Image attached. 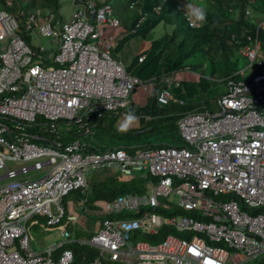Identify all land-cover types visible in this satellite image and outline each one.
<instances>
[{
  "label": "built area",
  "instance_id": "built-area-1",
  "mask_svg": "<svg viewBox=\"0 0 264 264\" xmlns=\"http://www.w3.org/2000/svg\"><path fill=\"white\" fill-rule=\"evenodd\" d=\"M20 12L0 9V264H246L264 256V16L252 33L231 35L246 64L223 78L218 111L181 113L176 125L183 145L129 152L90 150L79 137L89 132L92 118L124 113L137 88L156 85L111 55V37L104 33L120 25L112 5L88 0L67 22L52 9ZM23 33L55 40L56 51L42 58L46 48H32ZM175 80L163 76L156 93L161 106L170 103ZM60 122L74 127L66 143ZM34 126L45 127L52 139L30 132ZM102 169L125 177L140 173L144 192L103 200L105 217L96 231L77 237L67 228L76 216L63 201L84 192L87 175ZM30 171L40 175L18 177ZM29 221L60 234L33 246ZM165 226L172 231L157 242L147 239ZM76 247L89 250L79 255Z\"/></svg>",
  "mask_w": 264,
  "mask_h": 264
},
{
  "label": "trees",
  "instance_id": "trees-1",
  "mask_svg": "<svg viewBox=\"0 0 264 264\" xmlns=\"http://www.w3.org/2000/svg\"><path fill=\"white\" fill-rule=\"evenodd\" d=\"M96 4H100L99 0H95ZM132 1H136L135 5L129 7ZM258 1V2H257ZM204 0L207 5V18L206 22L199 27H190L186 18L183 15V11H174L172 1H164L161 4V11L157 14L153 10V7L158 5L161 0H126L125 9L129 12L122 17V24L127 26L129 29L135 28L136 31L131 34L140 37L143 40L150 41L149 47L143 51L145 58L139 62V54L136 55L133 62L134 70L130 67H126L127 71L137 75L143 80H153L156 85L152 89L149 101L143 107L144 109H139L135 114L150 115L152 118L150 120H145L146 125L143 128H132L127 133H119L116 129H112L110 135L106 142H99V145L92 147L90 150H105L107 148L114 147H125L129 152H133L141 147H155L162 145H183V141L179 136L177 130V116L174 117H164L167 113H174V105L179 104L178 100L169 103L168 105L161 106L158 104L156 99V93L158 91V86L161 84V79L166 74L175 76V73L182 70L187 66L186 60L191 56L202 55L209 59L211 64L212 75L217 70L216 60H221L226 64L224 69V77L233 74L239 68L237 67L240 57L236 55V47L231 39L232 34L240 37L243 32L252 33L254 31L256 22L255 18L246 15V8L250 7L256 15H264V0ZM108 2H110L108 0ZM187 2H194V0H187ZM0 7H4L9 12L15 16H22L20 11H26L38 7L40 9H58V0H12L9 6L6 0H0ZM147 13L145 19L136 27L138 19ZM254 15V14H253ZM24 16V15H23ZM162 23L163 26L169 28L170 31H165L161 36H156L154 31L155 27ZM26 42H30L29 35L22 34ZM262 40L264 41V35H262ZM242 43L246 42L242 39ZM235 52V53H234ZM235 55V56H234ZM200 64H197L198 66ZM192 68V67H191ZM223 77V78H224ZM202 79V78H201ZM203 81V80H202ZM186 84V85H185ZM202 84H200V88ZM187 86V83H180V85L174 89L178 91L179 95H186L188 101L185 105L190 109L189 103L191 102L192 96L189 95V90H185L182 94L180 88ZM196 87H193L195 90ZM114 114V113H112ZM111 114V115H112ZM158 116V117H157ZM156 117V118H155ZM110 118L95 119L90 120V124H94L97 127H103L105 133L110 129V124L104 125L105 121ZM38 121L42 118L38 117ZM142 120V118H141ZM91 126V125H90ZM150 127L146 130L145 128ZM108 128V129H107ZM140 129L142 130L141 132ZM30 132L37 134L39 136H47L52 139V135L47 132L45 127L34 126L31 127ZM109 133V132H108ZM144 135V137H143ZM72 136V135H71ZM79 137L83 140L82 136ZM143 137V138H142ZM151 138L152 140H149ZM63 143L72 140L70 138H61ZM175 139V143H174ZM35 142L44 143L42 139H34ZM111 143V145H107ZM129 145V146H128ZM113 177V176H112ZM130 181L136 180L135 177H130ZM129 178V179H130ZM116 179L115 177L109 179V182ZM130 181H120L115 186L111 185V188H99L101 185L97 184L94 190L88 195V203H92L94 200H106L111 197L122 194L128 191L131 192H144V186L139 188L130 187L127 184ZM140 182V180H137ZM260 210V209H258ZM192 214L188 212L174 211V214ZM171 228L165 226L159 231L160 234L147 238L151 242H157L159 238L163 237L165 234L169 233ZM177 235H182L174 230ZM83 248V247H82ZM82 248L76 247L77 251ZM257 259H252L255 264H263L264 259L261 261ZM251 261V260H250ZM247 262L246 264H248Z\"/></svg>",
  "mask_w": 264,
  "mask_h": 264
},
{
  "label": "rangeland",
  "instance_id": "rangeland-1",
  "mask_svg": "<svg viewBox=\"0 0 264 264\" xmlns=\"http://www.w3.org/2000/svg\"><path fill=\"white\" fill-rule=\"evenodd\" d=\"M11 1V0H10ZM257 1V0H256ZM72 0H58V5H59V10H57L58 12V17L61 18V20H66V17H69L72 14V10L73 9H69L70 5H71ZM258 2V1H257ZM190 3L187 2L186 0H179L176 3H174L173 5V9L174 10H182L184 13H186V5ZM110 4L113 7V14L116 18H118L119 20H122V17L126 14H128V10L125 9V4H126V0H110ZM2 7H0L1 9ZM250 8V7H249ZM251 9V8H250ZM123 28L121 22L118 28H113L112 30H109L107 33H113L117 39L114 42V45H118L117 49L112 51V54L114 56V58L120 59L123 64L126 67H130L131 69L134 70V66H133V62L135 60L136 55L138 54V52L144 50L142 49L143 47L147 46L146 42H142V39L138 36L132 35L130 38L131 40H127L124 42H118V39L122 38L123 34L120 32V30ZM171 27H164L162 23L158 24L154 31L156 33V36H161L165 33V31H170ZM30 36L33 40V44L35 45V47H39V45L45 46V47H54V43L49 41L51 39H49L48 37H43L40 34H35V33H30ZM133 41V44H131L130 42ZM120 43V44H118ZM56 46V45H55ZM33 48V47H32ZM55 51V49H51L50 53L52 54ZM235 53V52H234ZM236 55H238V53L236 52ZM235 56V55H234ZM216 65H217V70L214 72V74L212 75L211 73V64L208 58L202 56V55H196V56H191L190 58H188L186 60V64L187 66L184 67L182 70L178 71L176 73V77L178 79H186L188 78V76H193V78L195 79L192 82H196L195 87L198 91L197 94V98H193L191 99L192 101H196V102H200V104H202L203 106H205L206 109L212 110V111H218V106L215 102V98L216 96L219 94V92H222L223 90L226 89V84L223 82V77H224V68H226V64L221 61V60H216L215 61ZM197 64H200L198 66H196ZM245 59H242L240 57L239 63L237 65L238 68L245 66ZM192 67V68H191ZM192 78V79H193ZM204 80L207 85L201 89L199 86L200 80L201 79ZM148 87L146 89H143L142 87L136 89L132 95L130 96V102L133 103L135 106H138V104H144L147 100H148V96L150 93V89L151 86L147 85ZM184 98L187 99L188 98L186 95H183ZM62 125H66V126H70L71 128H73V124L69 123V122H65V123H61ZM60 124V125H61ZM60 127V126H59ZM104 129H102L101 127H97V126H93L91 128V132L89 134H85L82 136L83 140H91V142L93 144H98L99 142H103V140H105L109 135L105 132H103ZM105 131V130H104ZM144 137V136H143ZM142 137V138H143ZM149 140H152L151 138H148ZM38 143V142H37ZM7 153V152H5ZM6 166L10 167V168H17V164L12 162V161H5ZM5 171L4 168H0V174H3ZM104 173L107 174V177H115L116 179H114L113 181L109 182V180L106 181L105 184H102L101 187L99 188H111L113 186H115L118 182L120 181H130L131 179H128L127 177H123V175L116 170H110V169H103V170H94L92 171L88 176L87 179H92L94 180V182H98V175H104ZM30 175L31 177L40 175L39 171H30L27 174H20L18 177L24 178L27 175ZM109 175V176H108ZM113 176V177H112ZM135 179L136 180H132L130 182H128L127 184H129L130 187H136L139 188L141 185L144 186L146 180L145 179H141L137 176H141L140 173H136L135 175ZM137 180H140V182H138ZM1 182H4L1 181ZM149 191V189H148ZM72 196V194L68 195L64 200L69 199ZM169 200L174 201V203H176L177 197L175 195H170ZM84 207L82 206H75L74 207V211L80 213L81 215H85L87 218H92L95 219L94 215H89L86 212H84ZM38 219L37 216H35V220ZM96 221V219H95ZM95 223V222H93ZM41 224V222H39L38 225L35 226H31L30 225V221L27 223V226L30 227L29 229V233L32 237L31 239V243L33 246H44L45 244H49L52 243L53 241H55V239L59 236V231L54 228L52 230L46 231L44 230V228L42 226H39ZM94 227L97 228L98 224L95 223ZM257 262L258 260L261 261L262 259H264V256H259L258 258H256ZM248 264H255V261H249ZM264 264V263H263Z\"/></svg>",
  "mask_w": 264,
  "mask_h": 264
},
{
  "label": "crops",
  "instance_id": "crops-1",
  "mask_svg": "<svg viewBox=\"0 0 264 264\" xmlns=\"http://www.w3.org/2000/svg\"><path fill=\"white\" fill-rule=\"evenodd\" d=\"M87 1L88 0H76V1H74V0H72V2H71V5H70V8L69 9H73L72 10V14L69 16V17H66V20H61L62 22H66V21H68L71 17H72V15H73V13L75 12V11H77L78 9H83L84 7H86V3H87ZM95 1V0H94ZM108 0H99V3L100 4H96V6L98 5V6H101V5H103L105 2H107ZM11 2H12V0H11ZM96 2V1H95ZM4 8V7H3ZM249 8V7H248ZM60 8L58 7V9H52L56 14H57V16H58V12H57V10H59ZM250 9V8H249ZM252 10V9H251ZM252 13L254 14L253 15V18H255V22L257 21V20H259V19H262V16H264L263 14H259V15H256L255 14V12H253L252 11ZM59 18V17H58ZM59 19H61V18H59ZM119 20V19H118ZM120 22H121V24H122V21L121 20H119ZM122 26H123V28L120 30V32L123 34V36H122V38H120V39H118V42H124V41H129V40H131V34L132 33H134L135 31H136V29L135 28H132V29H129L127 26H124L123 24H122ZM119 27V25H117V26H114V27H111L110 29H108L107 31H105V35L107 36V37H111L110 38V41H109V44H110V53H111V55L113 56V54H112V51H113V49L114 50H116L117 49V44L116 45H114V42H115V40L117 39V37L112 33H107L109 30H112L113 28H118ZM199 27V26H198ZM26 35V34H25ZM27 35H29L27 38H29V40H30V42H28L30 45H31V47H33V48H36L37 49V47H35V45L33 44V40H32V38H31V36H30V34H27ZM26 35V36H27ZM49 39H51V38H49ZM49 41H51V42H53L54 43V47H45V46H43V47H45L46 48V52L43 54V56H42V58H46V57H48V56H50L51 55V53H50V51H51V49L53 48V49H55V51H56V49H57V43H56V41L55 40H53V39H51V40H49ZM142 42L144 43V42H146L147 43V46L146 47H143L142 49H144V50H142V51H140V52H138V54H139V56H141V55H144V58H145V54H143V51H145L148 47H149V45H150V41H147V40H143L142 39ZM131 44H133V41H131L130 42ZM118 44H120V43H118ZM56 45V46H55ZM40 46H42V45H39V47ZM54 51V52H55ZM238 53V52H237ZM137 54V55H138ZM114 57V56H113ZM46 63H50L49 61H46ZM177 73V72H176ZM176 73H175V75H176ZM177 76V75H176ZM176 76H174L173 78H175L176 80H175V82H177L178 84L177 85H172V87H171V89H172V98H171V101H170V104L172 103V102H175V100H183V104H175L174 105V113H171V115H170V113H167V114H165L164 115V117H168V116H170V117H174V116H179L181 113H183V112H187V111H194V110H199V111H205V110H209V109H206L205 108V106H203L202 104H200V102L198 101V102H196V101H192L191 100V102L189 103V107H190V109H188L187 108V106L188 105H185L186 104V101H187V99L186 98H184L183 96H181V95H179L178 93V91H176V89H174V88H176V87H178L179 85H180V83H187V86H184V88H180L181 90H182V94H184L185 93V90H189V95L190 96H192V98H197V94H198V91H197V89H195V90H193V87H195V84L194 83H196V82H192V81H194L195 79L193 78V76H188V78H186V79H178ZM193 78V79H192ZM162 80V79H161ZM200 80V83H199V86H200V84H202L201 85V87H205L206 85H207V83L203 80L202 81V79H199ZM161 83H162V81H161ZM186 85V84H185ZM138 89V88H137ZM225 90H223L222 92H219V94L220 93H223ZM151 92H152V89H150V93H149V96H148V100L144 103V104H138V106H135L133 103H131V107L129 108V109H127L125 112H127L128 110H132V111H134L135 113L139 110V109H141V110H143L144 108V106L147 104V102L149 101V97H150V95H151ZM218 94V95H219ZM217 95V96H218ZM216 96V97H217ZM160 105V104H159ZM212 111V110H211ZM124 112V113H125ZM124 113H121V112H116V113H114V114H112V115H109V116H106L107 118H110V119H108V121L106 120L105 121V123H104V125H107L108 123L110 124V129H108V132H107V134L108 135H110V132H112V129H116L117 128V125H118V123L121 121V119L123 118V115H124ZM139 117H140V119H139V126L138 127H133V128H143V126H145L146 125V121L145 120H150L152 117L150 116V115H144L143 113H142V115H138ZM158 117V116H157ZM141 118H142V120H141ZM156 118V117H155ZM178 119V118H177ZM61 123H64V122H60L59 124H58V128H59V132H60V136L62 137V138H65V139H67V138H70V137H73V136H71L72 135V131H73V129H74V127L73 128H71L70 126H66V125H62ZM61 124V125H60ZM91 126H90V130H89V132L88 133H86V134H89L90 132H91V128L94 126V124H90ZM60 126V127H59ZM95 127V126H94ZM102 129H103V127H102ZM146 130H148V129H150V127H148V128H145ZM178 130V129H177ZM142 130L140 129V131L139 132H141ZM103 132H105L104 130H103ZM144 136V135H143ZM108 139V137L104 140V142H106V140ZM86 143H88V144H90V145H92V147H94V145L95 146H97V145H99V143L98 144H93L92 142H91V140H84ZM104 142H102V143H104ZM174 143H175V139H174ZM176 144V143H175ZM107 145H111V143H109L108 142V144ZM129 146V145H128ZM103 170V169H102ZM88 176V175H87ZM109 176V175H108ZM123 177H125V176H123ZM128 179L130 178V177H127ZM134 178V177H133ZM140 178V177H139ZM110 179V176L109 177H107V174L106 173H104V175H98V182H94V180H92L91 178L90 179H87V186H86V189H85V191L84 192H80V191H75V192H73V193H71L72 194V196L69 198V199H66V200H64L63 201V204H64V207H65V209H66V212L68 211V214L71 212L73 215H75L76 216V220H73L72 222H68V224H67V228L72 232V234L73 235H75V236H77V237H81V238H84V237H89V235L90 234H92V233H94L95 231H96V229L97 228H95L94 227V224L95 223H97L98 224V226H99V223H100V221L105 217V215L103 214V213H101V209H100V207H99V205H100V203L103 201V200H94L92 203H88V201H89V199H88V195L91 193V191L92 190H94V188H95V186L97 185V184H99V185H102V184H100V183H103V184H105L106 183V181L107 180H109ZM131 179V178H130ZM88 200V201H87ZM83 205V207H84V212H86L87 214H89V215H94V217H95V219H96V221H95V219H92V218H87L85 215H81L80 213H78V212H75L74 211V207L75 206H82ZM43 220V219H42ZM93 222H95V223H93ZM33 226H35V225H33ZM40 226V225H39ZM52 229H54V228H49L48 230L47 229H44V230H46V231H49V230H52ZM58 230V229H57ZM59 231V230H58ZM59 234H60V231H59ZM46 245V244H45ZM39 247H43V245L42 246H39ZM81 248V247H80ZM76 249V248H75ZM89 250V248L88 247H83L80 251H76L77 253H79V255L80 254H83V252H84V254H86L87 253V251ZM89 257L91 258V257H93V252L91 251L90 253H89Z\"/></svg>",
  "mask_w": 264,
  "mask_h": 264
},
{
  "label": "clouds",
  "instance_id": "clouds-1",
  "mask_svg": "<svg viewBox=\"0 0 264 264\" xmlns=\"http://www.w3.org/2000/svg\"><path fill=\"white\" fill-rule=\"evenodd\" d=\"M76 1V0H74ZM94 1V0H93ZM110 1V0H109ZM164 1H172L173 5L179 0H161V2L153 7V10L155 13H159L161 11V4ZM187 1V0H186ZM95 2V1H94ZM108 2V1H107ZM96 3V2H95ZM110 3V2H109ZM136 1H132L129 5H135ZM159 7V9H157ZM178 11V10H174ZM249 14H251V9L248 10ZM184 17L186 18L188 25L190 27H198L202 26L206 22L207 18V5L204 3V0H194V2H190L186 5V13L183 12ZM147 16V13H144L137 21V23L140 21V23L145 19ZM58 17V16H57ZM71 19V18H70ZM69 19V20H70ZM68 20V21H69ZM61 21V19H60ZM62 22V21H61ZM67 22V21H66ZM136 23V24H137ZM139 23V24H140ZM139 26V25H138ZM136 26V27H138ZM139 61V60H138ZM141 62V61H139ZM126 67V66H125ZM127 70V69H126ZM153 81V80H148ZM152 89V88H151ZM139 119L140 117L135 114L134 111L131 109L124 113L123 118L117 125V132L119 133H127L129 130H131L133 127L139 126Z\"/></svg>",
  "mask_w": 264,
  "mask_h": 264
},
{
  "label": "water",
  "instance_id": "water-1",
  "mask_svg": "<svg viewBox=\"0 0 264 264\" xmlns=\"http://www.w3.org/2000/svg\"><path fill=\"white\" fill-rule=\"evenodd\" d=\"M35 139H40V137H38V136L36 137V136H35Z\"/></svg>",
  "mask_w": 264,
  "mask_h": 264
}]
</instances>
